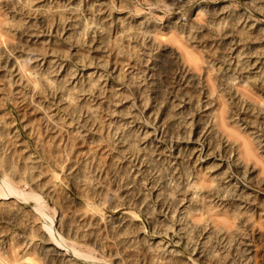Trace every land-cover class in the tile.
I'll use <instances>...</instances> for the list:
<instances>
[{
  "label": "rangeland",
  "instance_id": "374dc122",
  "mask_svg": "<svg viewBox=\"0 0 264 264\" xmlns=\"http://www.w3.org/2000/svg\"><path fill=\"white\" fill-rule=\"evenodd\" d=\"M0 264H264V0H0Z\"/></svg>",
  "mask_w": 264,
  "mask_h": 264
},
{
  "label": "bare ground",
  "instance_id": "6f19581e",
  "mask_svg": "<svg viewBox=\"0 0 264 264\" xmlns=\"http://www.w3.org/2000/svg\"><path fill=\"white\" fill-rule=\"evenodd\" d=\"M2 191V190H1Z\"/></svg>",
  "mask_w": 264,
  "mask_h": 264
}]
</instances>
